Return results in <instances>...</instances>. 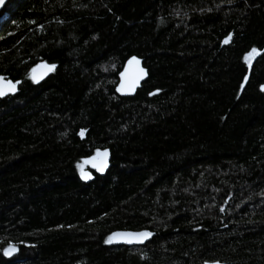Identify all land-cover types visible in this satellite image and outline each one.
<instances>
[{"label": "trees", "instance_id": "1", "mask_svg": "<svg viewBox=\"0 0 264 264\" xmlns=\"http://www.w3.org/2000/svg\"><path fill=\"white\" fill-rule=\"evenodd\" d=\"M0 77V264H264V0H8Z\"/></svg>", "mask_w": 264, "mask_h": 264}, {"label": "water", "instance_id": "2", "mask_svg": "<svg viewBox=\"0 0 264 264\" xmlns=\"http://www.w3.org/2000/svg\"><path fill=\"white\" fill-rule=\"evenodd\" d=\"M8 0H4L3 4H0V12L6 5ZM260 53H257L258 56ZM135 58V59H134ZM139 61V64L136 63ZM131 62V63H130ZM48 66V67H45ZM51 65L47 63H39L31 71V77L35 82H41L46 79L52 70H49ZM35 70V71H33ZM143 70V72L141 71ZM148 78V70L143 65V59L138 56L129 57L122 66V69L118 73V82L115 87V91L119 96L131 97L134 96L137 90L140 88L141 84ZM11 82L16 85L15 91H8L5 95H0V98H5L7 96H12L18 93V85L10 80L4 79L0 81V85H6ZM261 90L264 91V84L261 85ZM107 153V156L104 155ZM95 158V159H94ZM111 162V152L108 148L97 149L90 157L85 158L82 162L83 168L80 170L79 178L83 183H89L95 179V175H103L109 168ZM95 165V166H94ZM83 173V174H82ZM87 176L88 178H85ZM137 234V233H150L147 230H115L110 234L112 238L111 244L113 245H144L147 243L151 235L147 238L137 239L134 235H120L116 234ZM151 234V233H150ZM131 240V242H129Z\"/></svg>", "mask_w": 264, "mask_h": 264}, {"label": "snow or ice", "instance_id": "3", "mask_svg": "<svg viewBox=\"0 0 264 264\" xmlns=\"http://www.w3.org/2000/svg\"><path fill=\"white\" fill-rule=\"evenodd\" d=\"M3 3H4V0H0V4H3ZM227 42L228 41L226 40L225 43H227ZM255 54H256V50L253 49L252 52L249 54V56L246 57V59L248 60L249 64L251 63V59H252V57ZM136 63L139 64V61H136ZM45 67H48V66H45ZM54 69H55V65H51L50 68H49V70H54ZM33 71H35V70H33ZM141 71L143 72V70H141ZM33 79H35V77H33ZM2 80H3V78L0 77V81H2ZM15 89H16V85L11 83V82H8L6 85H0V95H5L8 91H15ZM81 135H83V133H81ZM104 155L107 156V153H104ZM85 178H88V177L85 176ZM116 235L117 236H120V235H129V236H131V235H134L135 238H137V239H143V238H147L151 234L150 233H137V234H119L118 233ZM111 241H112V238H109L108 242H111ZM129 242H131V240H129ZM13 251H15V246L10 245L9 248L5 250V254L6 255H11V253Z\"/></svg>", "mask_w": 264, "mask_h": 264}, {"label": "rangeland", "instance_id": "4", "mask_svg": "<svg viewBox=\"0 0 264 264\" xmlns=\"http://www.w3.org/2000/svg\"><path fill=\"white\" fill-rule=\"evenodd\" d=\"M250 53H251V52H250ZM250 53H249V54H250ZM249 54H247V56H246V57H248V56H249ZM246 57H245V60L248 62V60L246 59ZM252 58H253V57H252ZM82 167H84V166H83V164H81V165H80L79 169L81 170V169H82Z\"/></svg>", "mask_w": 264, "mask_h": 264}, {"label": "flooded vegetation", "instance_id": "5", "mask_svg": "<svg viewBox=\"0 0 264 264\" xmlns=\"http://www.w3.org/2000/svg\"><path fill=\"white\" fill-rule=\"evenodd\" d=\"M83 168V167H82Z\"/></svg>", "mask_w": 264, "mask_h": 264}]
</instances>
